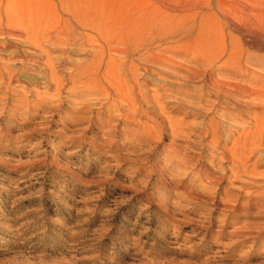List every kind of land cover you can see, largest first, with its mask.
I'll use <instances>...</instances> for the list:
<instances>
[{"label":"rangeland","instance_id":"rangeland-1","mask_svg":"<svg viewBox=\"0 0 264 264\" xmlns=\"http://www.w3.org/2000/svg\"><path fill=\"white\" fill-rule=\"evenodd\" d=\"M61 1L21 2L23 11L50 13L44 36L51 37L45 42L51 54L0 35V67L19 80L0 84V264H264V229L248 226L264 225V201L248 207L236 195L226 201L227 187L238 184L226 175L201 188L197 172L205 174L207 161L197 160L209 149L191 129L171 146L180 125L194 130L211 117L221 123L226 150L252 127L256 109L234 114V105L255 103L235 77L249 71L258 82L247 84L264 89V0ZM68 7L107 13L112 38L74 30L64 22ZM201 42L213 52L206 72L221 78L226 69L220 105L227 112L208 111L214 101L197 98L209 75L195 83L174 71L143 70L157 55L189 63L191 54L180 56ZM99 43L105 63L97 67V59L96 77L114 62L129 101L146 97L141 116L119 107L122 90L110 86L113 76L99 85L78 81ZM108 43L127 57L109 54ZM48 71L65 79L59 88ZM243 142L233 151L241 152ZM232 160L227 156L224 167ZM253 163L264 170V150L254 148Z\"/></svg>","mask_w":264,"mask_h":264},{"label":"bare ground","instance_id":"bare-ground-1","mask_svg":"<svg viewBox=\"0 0 264 264\" xmlns=\"http://www.w3.org/2000/svg\"><path fill=\"white\" fill-rule=\"evenodd\" d=\"M23 1L24 0H0V35L5 36L6 39H7V36L13 37V38L24 39L30 44V46L33 49H38L41 52L51 54L45 43L46 41L51 40V37L44 36V33L46 34L50 33V31L46 30V27H44V26H48L50 13L45 14L47 15V17H45L43 15L44 13H47V12L45 11L41 12L38 9H37V13L39 14H37L36 11L33 12L31 9H29L28 12L23 11L21 7V2ZM80 2H77V3H80ZM73 3H76V2L73 1ZM67 4L69 3L67 2ZM86 4L87 3H85V5ZM85 5H83V7ZM94 5L95 4L93 3L92 6L94 7ZM85 7L88 8V6H85ZM93 9H80V10L70 9V11H68L69 16L68 18L64 20V22L74 23V28H73L74 30H75V27H80L81 29H85L87 31L98 34L102 39H107L110 36L112 38V35H111L112 30L106 27L107 25L105 26V24H108V22L106 23L107 20L104 21L105 17H107L108 21L110 17L106 16L107 13L104 15L102 12H100L101 13L100 14L99 12H96V10L94 11ZM39 15H40V18H38ZM118 15H120V13ZM110 22H111V19H110ZM130 32L129 34L131 35ZM86 35L88 36V38L91 37L90 34H86ZM77 37L81 38L82 36L80 35ZM107 41L108 39L106 40V42ZM128 44H131V43L129 42ZM4 45L2 46L5 49ZM6 47H7V44H6ZM107 48H108L109 54H111L112 52H118L119 55H124V58L127 57L128 53H125V51L121 49L120 47H113L110 45V43H108ZM100 49H104L101 43H99L98 48H96L95 50L91 52V55H90L91 59H89V61L90 60L91 61L89 63L86 62L88 65H85L81 68L79 72L78 81L87 82L90 80H94L96 84L99 85L103 81H106V82L109 81L108 74L110 77L113 76L115 80L117 79V81H115L112 78V81H110V84H111L110 86L115 88V85L118 84V86L122 90L121 96L118 94V104L120 105L119 107H123L126 110L130 111L134 116L135 115L141 116V114L143 113V108L145 107V104H146L145 102L146 97L143 94L140 95L139 97L140 102L138 103L137 102L132 103V101H129V96H130L128 92L129 86L128 88L126 86V90H125L123 79H120L119 75H117L116 71H114L113 69L115 66L114 62L109 60L108 64L106 63L107 71H104L102 76L96 77V74L98 72L95 71L96 68H94V66H95V63H97V59L99 61L97 67H101L105 63L104 58L102 56L104 51ZM225 51H226V47H225ZM174 55L177 56L178 54H174ZM189 55L191 56V58L188 60L189 63L178 62L177 60L171 57H166L164 55L153 56L151 60L149 61L151 65L149 64L144 65L143 70L144 71L156 70V71H166V72L174 71L175 73H179L185 76V78L188 81L195 82V83L205 81L206 75H209L208 80H206L207 83L202 84L205 87H207L206 92L199 94L197 98H199L201 102L203 101L213 102L214 101V104L211 105V108L208 111L212 112L213 111L212 107H216V106H218L219 108H223L220 105L221 104L220 101L222 99L226 100V95H227L226 90H228V88H226V84H227L226 83V69L223 70L221 78H214L208 72H206V71H209L207 64L210 63L213 52L208 49V46L205 45V42L192 45L190 50H184L183 55L180 56V58L184 56H189ZM160 58L164 59L166 62H162V61L160 62ZM3 69H5L6 71H1ZM260 72L264 73V71H260ZM48 73L52 76L51 78L55 80L54 85L57 88H59L62 85L61 83L64 82L65 79L63 77L57 78L56 77L57 71H48ZM235 79H236L235 83H238L236 87L239 89H243L247 94H249L250 98L254 100L255 103L253 105H241V104L234 105V108L236 111L234 114L237 116H240L243 114L244 111L251 110L252 108L256 109V111L253 113H258V114H253L252 116V121L254 122L252 127H250L249 130L247 129L248 131L244 129L245 133L239 136V139L244 141L243 146L240 148L241 152L233 151L234 149L237 148V142L239 141L238 138L233 140V143H234L233 149L230 148L231 150L230 149L226 150V148H224L225 149L224 150L221 148L222 141H223V139L221 138L222 134L219 133V128L221 126V123L218 120H215L213 117L207 118L208 120L206 122H203L202 124H197V127L194 130H192L193 127H190L189 124L180 125V129H178L177 131H173L172 133L173 142L171 146L173 147V146L179 145L177 143V138L180 132H184V129H189V130L191 129L192 133L201 137L202 141H207V143L204 144V146L207 147L209 150L207 152H204L203 150L201 153L202 156H200L199 159L197 160V161L202 160L204 162L207 161L206 162L207 167L202 166L203 168L205 167L207 171L205 172V174L201 172H197L198 177L196 181H199L201 188L208 189L213 184L214 185L219 184L220 181L223 180L224 176L226 175V177H228L229 180L233 181L234 183L235 182L238 183L237 185L233 184L232 187H227V189L225 190L226 201H228L232 197H235L236 195L237 199H241L243 204L246 207H248V206L257 204L259 201H264V188H261L260 186H256V182L258 183L259 181L264 182V170L259 171L255 167L254 163L252 165L249 164L250 159H252V156H253L254 148L256 149L260 148L261 150H264V140H261V138L264 136V89H262L258 84H255L258 82V78L252 77V74L249 75V71H240V72L238 71V75L235 77ZM248 80H252V82H255L254 85L250 86L251 83L247 84ZM5 81L6 83L8 82L10 83L12 81H15L17 83L19 80L15 77L13 71H9L8 67L1 66L0 67V84H3ZM75 81H76V78H73L72 82H75ZM239 81H243V82L239 84L240 83ZM262 86L264 87V84ZM103 90L106 92L107 97H110V93L106 90L105 87L103 88ZM16 91L18 90L17 89L11 90V92H13L14 94L16 93ZM211 93H214L215 95ZM238 95L240 96V94ZM213 96H215L214 100H213ZM220 110H222L223 112H227L225 108L220 109ZM158 112L162 113L161 110H159ZM228 114H230V112ZM225 116H226V113H222L221 117H225ZM171 122L172 121L170 120V124ZM135 135L138 137H141L142 139L143 138L149 139L148 137H145L139 133H135ZM225 144L223 142V145ZM227 156L232 157L233 160H232V164L230 165V167L225 168L223 160H225ZM211 165L213 166V169L212 168L210 169V167H208ZM242 190H245L247 194L242 196L240 194ZM248 226L257 229V231L261 230L260 228L264 229V225H261V224L257 226L256 224L252 223V224H249ZM230 232H232V230ZM252 237H256V236H252Z\"/></svg>","mask_w":264,"mask_h":264}]
</instances>
